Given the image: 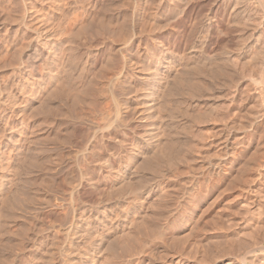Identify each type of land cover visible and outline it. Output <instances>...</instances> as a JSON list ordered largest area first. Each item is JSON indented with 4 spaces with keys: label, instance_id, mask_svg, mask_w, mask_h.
<instances>
[{
    "label": "rangeland",
    "instance_id": "rangeland-1",
    "mask_svg": "<svg viewBox=\"0 0 264 264\" xmlns=\"http://www.w3.org/2000/svg\"><path fill=\"white\" fill-rule=\"evenodd\" d=\"M178 1L0 0V264H245L264 239V15Z\"/></svg>",
    "mask_w": 264,
    "mask_h": 264
},
{
    "label": "bare ground",
    "instance_id": "bare-ground-1",
    "mask_svg": "<svg viewBox=\"0 0 264 264\" xmlns=\"http://www.w3.org/2000/svg\"><path fill=\"white\" fill-rule=\"evenodd\" d=\"M178 1V0H177ZM181 1V0H180ZM180 1H178V2H180ZM252 1V0H251ZM252 4H255V5H253L255 8H256V10L258 11V13L260 14V19L262 18L261 16H263L264 15V0H253V2H252ZM252 6V5H251ZM255 8H253L254 9V11H255ZM175 9V8H174ZM180 10V9H179ZM178 10V11H179ZM176 11V9L174 10V12ZM177 11V12H178ZM182 11V10H181ZM257 11H255V12H257ZM176 12V13H177ZM173 13V12H172ZM182 13V12H181ZM254 13V12H253ZM178 14V13H177ZM256 14V13H255ZM132 15V14H131ZM130 15V16H131ZM158 15V14H157ZM178 15H180V14H178ZM153 16V15H152ZM172 17V16H171ZM264 18V17H263ZM264 20V19H263ZM155 27V26H154ZM132 36V35H131ZM50 46V44H47V47H49ZM165 56V55H164ZM264 64V63H263ZM204 65V64H203ZM261 65V64H260ZM264 68V67H263ZM264 70V69H263ZM194 71V70H193ZM259 71V70H258ZM118 74V73H117ZM195 74V73H194ZM169 76V75H168ZM184 77V76H183ZM188 77V76H187ZM187 77H185V78H187ZM257 77V76H256ZM169 78V77H168ZM166 79V78H165ZM164 79V80H165ZM176 79H177V77H176ZM179 79V78H178ZM182 79H184V78H182ZM259 79V78H258ZM173 80H175V79H173ZM189 80V79H188ZM115 81V80H114ZM167 81V80H166ZM178 81V80H177ZM193 81V80H192ZM171 83H172V81H171ZM258 83V82H257ZM256 82H255V85L257 84ZM262 83V85H260V87L259 88H257V89H259L258 91H257V96H255L259 101H262V103H264V83L263 82H261ZM260 83V84H261ZM167 84V83H166ZM165 84V85H166ZM169 85H170V83H168ZM167 84V85H168ZM177 84H178V82H177ZM182 84V83H181ZM185 84V83H184ZM196 84V83H195ZM174 85H176V84H174ZM180 85V84H179ZM189 86H190V84H189ZM193 86V85H192ZM199 86V85H198ZM256 86H258V84L256 85ZM111 87H113V86H111ZM169 87V86H168ZM174 87H176V86H174ZM61 88V87H60ZM180 88V87H179ZM184 88V87H183ZM183 88H182V90H183ZM195 88H196V86H195ZM256 88V87H255ZM59 89V88H58ZM170 89V88H169ZM171 90V89H170ZM194 90V89H193ZM197 90V89H196ZM199 91V90H198ZM255 91V92H256ZM171 92V91H170ZM116 93V92H115ZM117 94V93H116ZM263 106H264V104H263ZM261 107V106H260ZM118 108V107H117ZM262 111H264V109L262 110ZM263 115H264V112L262 113ZM263 115H261V116H263ZM260 116V117H261ZM88 117V116H87ZM94 117V116H93ZM88 119V118H87ZM263 119H264V116H263ZM93 120V119H92ZM261 121V120H260ZM264 121V120H263ZM81 122V121H80ZM89 123V122H88ZM95 123V122H94ZM262 123V122H261ZM85 124V123H84ZM91 125V124H90ZM98 126V125H97ZM93 128H95V127H93ZM92 128V129H93ZM103 130V129H102ZM91 131V130H90ZM255 131H256V129H255ZM97 133H98V131H97ZM91 134H93L92 136H89L88 137V140H89V142H88V144L86 145V147H82V148H84L82 151H80V152H78V157L77 158H82V159H84L85 157H86V155L90 152L91 153V150H90V144H92L91 143V141L92 140H94V138L96 137V132H94V133H91ZM88 135H89V133H88ZM97 137H98V135H97ZM96 137V138H97ZM90 138V139H89ZM253 138V137H252ZM169 139V138H168ZM88 140H86V141H88ZM242 140V139H241ZM240 140V141H241ZM169 141V140H168ZM240 141H239V143H240ZM87 143V142H86ZM158 143H160V141L158 142ZM170 143H172V142H170ZM169 143V144H170ZM173 143H175V140H174V142ZM238 143V142H237ZM242 143V142H241ZM83 144V143H82ZM85 144V143H84ZM164 144V143H163ZM163 144H162V149H163V147L165 146H163ZM171 146H173V145H171ZM161 147V146H160ZM168 147H170V146H168ZM233 148V147H232ZM79 150H81V147H80V149ZM78 150V151H79ZM159 150V149H158ZM161 150V149H160ZM170 150V149H169ZM169 150H168V152H169ZM93 151H94V149H93ZM157 151V150H156ZM75 152V151H74ZM73 152V153H74ZM162 152V151H161ZM174 152H175V150H174ZM163 153H164V151H163ZM162 153V154H163ZM172 154V153H171ZM95 155V154H94ZM169 156H170V154H168ZM167 155V156H168ZM76 156V155H75ZM98 156V155H97ZM154 156H155V154H154ZM157 156H159L158 154H157ZM161 156V155H160ZM164 156V155H163ZM152 158V157H151ZM156 158V157H155ZM158 158V157H157ZM150 158H148L147 159V161L149 160ZM159 159V158H158ZM85 160V159H84ZM156 160V159H155ZM106 161H108V160H106ZM152 161V160H151ZM80 162V161H79ZM83 162V161H82ZM144 162H146V161H144ZM153 162H155L154 160H153ZM262 163V162H261ZM260 163V167H261V165H262V167H263V164L264 163H262L261 164ZM145 165V164H144ZM259 165V164H258ZM257 165V166H258ZM146 166H148V165H146ZM214 166V165H213ZM256 166V167H257ZM249 168V167H248ZM254 168V167H253ZM259 167H257V169H258ZM216 169L217 168H214V170L213 171H215L216 172ZM260 169V168H259ZM246 170H248V169H246ZM264 170V169H263ZM255 171V170H254ZM258 171V170H257ZM263 172V171H262ZM254 173V172H253ZM261 173V172H260ZM260 173H259V175H260ZM255 177H257V175L255 176ZM259 177V176H258ZM253 179H254V176H253ZM256 179V178H255ZM251 183H252V181H251ZM255 185V184H254ZM252 188V187H251ZM248 189V188H247ZM256 192V191H255ZM255 201V200H254ZM260 202V201H259ZM254 204V202L253 201H251V204ZM256 204H258L257 202H256ZM252 206V205H251ZM255 207V206H254ZM262 207V205L261 206H259V208H261ZM258 208V207H257ZM259 208H258V210H259ZM263 209H264V207H262ZM251 210H252V208H251ZM252 212V211H251ZM259 212V211H258ZM257 212V213H258ZM262 212V210H260V213ZM251 214H254V212L253 213H251ZM263 214V213H262ZM254 216H255V214H254ZM263 218V217H262ZM261 218V219H262ZM254 219H255V217H254ZM259 219V218H258ZM251 220H252V218H251ZM257 221V220H256ZM263 221V224H260L258 221V223L260 224H256V222H255V225L256 226H253V224H250V227H251V225L253 226V227H255V230H258L259 228L260 229H263L264 228V226H262V225H264V220H262ZM251 223H252V221H251ZM257 225H258V227H257ZM260 226V227H259ZM257 227V228H256ZM262 227V228H261ZM252 229V231L254 230L253 228H251ZM263 231H264V229H263ZM254 232V231H253ZM262 237V236H261ZM245 249V248H244ZM246 249H248V250H246ZM245 249V254H244V256L240 259V260H242L243 261V263H245V264H264V239L263 240H261V241H259L258 240V238H254L253 239V241L250 243V246H249V248L247 247ZM239 253V252H238ZM231 255V254H230ZM231 261H232V259H231ZM234 261H236V260H234ZM178 263V262H177ZM237 263V262H236ZM182 264V263H181ZM228 264V263H227ZM229 264H230V262H229Z\"/></svg>",
    "mask_w": 264,
    "mask_h": 264
}]
</instances>
